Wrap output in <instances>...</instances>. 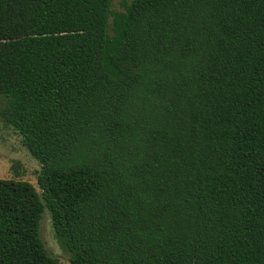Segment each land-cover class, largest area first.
<instances>
[{
  "label": "trees",
  "instance_id": "obj_1",
  "mask_svg": "<svg viewBox=\"0 0 264 264\" xmlns=\"http://www.w3.org/2000/svg\"><path fill=\"white\" fill-rule=\"evenodd\" d=\"M0 0V264H264V0Z\"/></svg>",
  "mask_w": 264,
  "mask_h": 264
},
{
  "label": "rangeland",
  "instance_id": "obj_2",
  "mask_svg": "<svg viewBox=\"0 0 264 264\" xmlns=\"http://www.w3.org/2000/svg\"><path fill=\"white\" fill-rule=\"evenodd\" d=\"M130 1L111 0L110 10L123 11L124 6ZM1 104L2 100L0 99V107ZM39 173L40 165L21 146L17 134L0 122V179L25 181L39 194L40 188L37 184ZM38 237L48 256L55 259L58 264H69L68 254L58 243L45 209L38 222Z\"/></svg>",
  "mask_w": 264,
  "mask_h": 264
}]
</instances>
